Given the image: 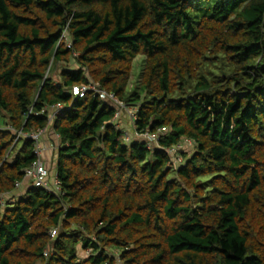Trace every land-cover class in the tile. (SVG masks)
Segmentation results:
<instances>
[{"label": "trees", "instance_id": "obj_1", "mask_svg": "<svg viewBox=\"0 0 264 264\" xmlns=\"http://www.w3.org/2000/svg\"><path fill=\"white\" fill-rule=\"evenodd\" d=\"M0 116V264H264V0H0ZM40 130L57 194L14 187Z\"/></svg>", "mask_w": 264, "mask_h": 264}, {"label": "built area", "instance_id": "obj_2", "mask_svg": "<svg viewBox=\"0 0 264 264\" xmlns=\"http://www.w3.org/2000/svg\"><path fill=\"white\" fill-rule=\"evenodd\" d=\"M87 92H94L98 95L101 100H108L112 102V104L116 107V111L113 115V121L120 122V114L121 112H125L126 117L128 118L130 125L133 127L136 122V111L133 108L126 107L123 103L119 102L113 94H107L104 91L97 90L95 84H89L86 87H75L72 88L71 94L74 97L83 98ZM65 109L57 104L51 107H44L41 111V114L49 113V120L52 119L56 115H61ZM31 112V111H30ZM29 112V113H30ZM166 133V130L160 129L155 133L145 132V133H137L134 132L133 136H130L127 132L123 133V139L125 143H130L133 140H140L145 143L146 148L152 151L155 148H158V142L160 138ZM45 134L44 130L37 131L31 134H22L21 132H17L16 136L25 137L33 141V153L36 156L37 160L33 163V165L25 170L24 177L21 182H16L14 187L15 190H19L24 183L27 185H31L34 188L43 189L46 192L57 194L59 191V182L56 179V175L50 180L47 169L44 166L43 161L41 160V154L43 149L41 148L42 139ZM185 146H193L192 142L186 140L181 142L180 144L167 149L165 152L168 155L170 161L169 165H178L182 162L180 157V152L184 150ZM2 200L0 199V203ZM56 230L51 231L50 237L53 238L55 236ZM47 255V251L45 252V256Z\"/></svg>", "mask_w": 264, "mask_h": 264}, {"label": "rangeland", "instance_id": "obj_3", "mask_svg": "<svg viewBox=\"0 0 264 264\" xmlns=\"http://www.w3.org/2000/svg\"><path fill=\"white\" fill-rule=\"evenodd\" d=\"M143 61H144V57L139 56L132 62L131 77H130L129 84H128V90L132 89V88L136 89L139 86L140 78H141V74H142V69H143V65H144ZM71 67L75 68V65L73 63H71ZM60 69H61V65L58 66L56 68V70L54 68L55 72L52 73V78H54L55 80H58V75H59V70ZM120 119H121L120 121L122 122L121 126H122V129L124 130V132H127L130 136H133L134 129L130 125V122H129L128 118L126 117L125 112H121ZM5 123H6L5 117L0 116V126H3V124H5ZM50 142H51L50 146H51V149H52V156L47 161L44 158V151H42L41 160L43 161V163H44V160H46L45 163H44V166L47 169L48 174H49V171L52 172V173L50 172L51 175L49 174V177L51 179L55 175V173H54V171H55L54 164H55V160H56L55 153L57 152V148H58L57 147L58 146L57 137H53V139H50ZM122 143H124V142H122ZM21 144H22V141L20 139L18 141V143H17V149L21 146ZM192 147L193 146H189V147L185 146L184 150H186L188 152L185 155V159H187L189 157L190 152L192 151ZM41 148L43 149L42 145H41ZM170 176H172V174H170ZM16 195H19V194H16ZM2 203H4V202H2ZM11 206H12L11 204L8 205V203H7L2 208L3 209L5 207L10 208Z\"/></svg>", "mask_w": 264, "mask_h": 264}, {"label": "crops", "instance_id": "obj_4", "mask_svg": "<svg viewBox=\"0 0 264 264\" xmlns=\"http://www.w3.org/2000/svg\"><path fill=\"white\" fill-rule=\"evenodd\" d=\"M47 133V132H46ZM55 137H57V136H55ZM50 139H53V136H50V135H44L43 136V139H42V146H43V151H44V158L48 161L50 158H51V156H52V149H51V146H50V144H51V142H50ZM57 141H58V137H57ZM55 155H56V153H55ZM46 160H44V163H45V161ZM48 163V162H47ZM47 165V164H46ZM51 171H49V174L51 175V173H50ZM54 173H55V171H54ZM48 174V175H49ZM54 175V174H53ZM53 178V177H52ZM51 178V179H52ZM49 179H50V177H49ZM50 179V180H51Z\"/></svg>", "mask_w": 264, "mask_h": 264}]
</instances>
